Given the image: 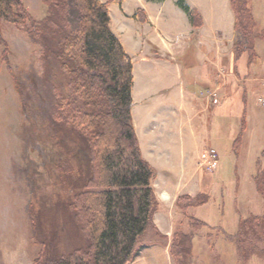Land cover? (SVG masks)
I'll use <instances>...</instances> for the list:
<instances>
[{"label":"trees","instance_id":"1","mask_svg":"<svg viewBox=\"0 0 264 264\" xmlns=\"http://www.w3.org/2000/svg\"><path fill=\"white\" fill-rule=\"evenodd\" d=\"M110 1L121 0H41L45 10L35 18L22 0H0V18L41 48L46 138L56 150L44 166L48 196L34 195L27 205L31 235L40 245L31 264H129L148 231L163 237L153 225L154 169L140 153L130 113L132 61L110 28ZM175 1L199 27L200 13L186 0ZM229 2L235 53L246 52L248 65H257L255 42L264 40V30L256 28L248 0ZM15 82L22 95L20 79ZM253 179L264 198V164ZM207 198L184 195L177 204L185 211ZM187 220L189 231L176 229L169 243L174 264H189L194 233L210 226L193 215ZM224 236L246 262L264 252V214L240 216L235 232Z\"/></svg>","mask_w":264,"mask_h":264},{"label":"crops","instance_id":"2","mask_svg":"<svg viewBox=\"0 0 264 264\" xmlns=\"http://www.w3.org/2000/svg\"><path fill=\"white\" fill-rule=\"evenodd\" d=\"M187 2L201 15L199 27L191 24L175 0L108 3L110 28L132 61L130 113L140 153L154 169L151 184L158 208L153 225L163 236L153 234L144 239L150 243H144L136 255L138 264H171V237L179 226L189 231L188 215L231 234L237 229L244 210L239 212L236 201L224 204L222 172L209 173L200 165L205 148L229 151L231 159L233 153L237 158L246 156L254 174L259 163L264 164V105L257 101L264 62L261 59L257 65H248L246 52L236 55L229 0ZM259 41L255 49L262 56ZM212 90L217 103L208 95ZM243 122L241 143L235 152L233 141ZM240 180L238 175L233 192L237 196ZM205 193L208 198L204 203L188 205L185 211L177 204L180 196ZM204 210L210 218L203 215ZM230 245L225 248L237 260Z\"/></svg>","mask_w":264,"mask_h":264},{"label":"rangeland","instance_id":"3","mask_svg":"<svg viewBox=\"0 0 264 264\" xmlns=\"http://www.w3.org/2000/svg\"><path fill=\"white\" fill-rule=\"evenodd\" d=\"M22 1L33 17L42 16L45 6L41 0ZM248 2L256 28L264 30V0ZM258 48L263 63L264 40L259 41ZM40 51V46L31 42L22 29L0 18V264H31L40 247L31 235L27 205L34 195L36 200L39 195L42 196L41 193L48 196L50 184L44 166L45 161L50 162V157L56 156L53 143H49L46 138L43 105L48 92L40 75L42 69ZM17 77L22 85V95L15 82ZM241 138L242 135L233 145L234 151L239 149ZM203 152L200 154L199 162L202 161ZM217 152L219 155L217 170L222 172L225 184V188L221 189L224 204L236 201L239 212L244 210L241 217L253 211L264 214V198L258 191L256 194L252 186L254 174L252 163L244 155L243 158L240 156L237 158L233 153L231 159L229 151ZM262 165L259 163L260 167ZM238 175L242 185L237 196V193L233 192ZM203 215L210 218V214L205 210ZM223 233L229 232L214 225L201 227L197 234L194 233L191 239L189 264H264V252L260 251H256L246 262H242L238 257L237 260H234L233 256L230 257L225 248L230 243ZM147 235L144 239H151L153 231H149ZM68 238L66 236L65 240ZM149 243L146 241L144 246ZM195 244L196 251L193 250ZM144 246L139 250L141 251ZM136 255L129 264H138ZM139 258L144 261L146 259ZM170 262L174 264L171 256Z\"/></svg>","mask_w":264,"mask_h":264},{"label":"built area","instance_id":"4","mask_svg":"<svg viewBox=\"0 0 264 264\" xmlns=\"http://www.w3.org/2000/svg\"><path fill=\"white\" fill-rule=\"evenodd\" d=\"M213 103H217L219 101L217 94L214 90L208 93ZM257 101L259 104L264 105V78L262 80V92L257 95ZM219 163V155L217 150L209 146L206 148L202 154V161H200V165L203 169L208 172H212L217 169Z\"/></svg>","mask_w":264,"mask_h":264}]
</instances>
